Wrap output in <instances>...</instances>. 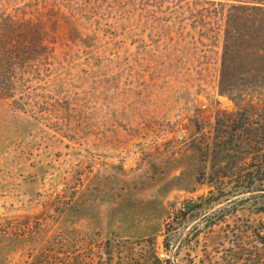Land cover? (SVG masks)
Returning a JSON list of instances; mask_svg holds the SVG:
<instances>
[{
    "label": "rangeland",
    "instance_id": "1",
    "mask_svg": "<svg viewBox=\"0 0 264 264\" xmlns=\"http://www.w3.org/2000/svg\"><path fill=\"white\" fill-rule=\"evenodd\" d=\"M85 5L81 33L0 94V264L143 239L165 264H264V149L213 131L248 101L218 94L222 33L170 0Z\"/></svg>",
    "mask_w": 264,
    "mask_h": 264
},
{
    "label": "trees",
    "instance_id": "2",
    "mask_svg": "<svg viewBox=\"0 0 264 264\" xmlns=\"http://www.w3.org/2000/svg\"><path fill=\"white\" fill-rule=\"evenodd\" d=\"M75 1V2H74ZM91 0H0V94L11 97L20 70L43 63L54 56L62 38L81 33L82 11ZM146 3L169 0H141ZM176 2L173 12L190 21L189 31L199 30L202 36L222 33V50L218 69V94L235 103L248 99L234 114H218L214 134L219 139L237 137L244 153L253 157L264 149V0H170ZM17 83V82H16ZM7 94L5 92L9 91ZM255 100V102H254ZM243 116V118H241ZM244 119L242 125H233ZM231 125V126H230ZM232 128V129H231ZM258 236H260L258 234ZM264 239V237H262ZM140 243H147L143 249ZM137 245L129 241L115 244L98 261L84 258L82 253L66 255L41 250L34 264H133L139 255L150 254L143 264H165L155 243L143 239ZM264 243H262L263 245ZM139 246V247H137ZM148 250V251H145ZM62 255V256H60Z\"/></svg>",
    "mask_w": 264,
    "mask_h": 264
}]
</instances>
